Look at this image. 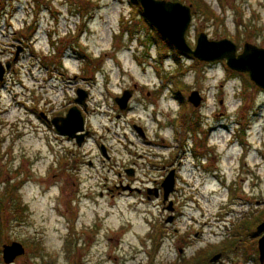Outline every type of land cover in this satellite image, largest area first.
Wrapping results in <instances>:
<instances>
[{
	"label": "rangeland",
	"instance_id": "374dc122",
	"mask_svg": "<svg viewBox=\"0 0 264 264\" xmlns=\"http://www.w3.org/2000/svg\"><path fill=\"white\" fill-rule=\"evenodd\" d=\"M199 1L212 16L192 6L191 49L201 34L229 39L236 54L264 49V0ZM140 17L131 0H0V68L22 49L0 82V194L13 186L25 207L1 200L0 264L12 243L25 250L13 264H202L224 236L214 240L217 217L230 226L264 198V90L223 61L162 49ZM76 89L90 97L80 146L52 127ZM167 160L180 180L166 202L111 192L123 169L158 179Z\"/></svg>",
	"mask_w": 264,
	"mask_h": 264
},
{
	"label": "water",
	"instance_id": "95a60500",
	"mask_svg": "<svg viewBox=\"0 0 264 264\" xmlns=\"http://www.w3.org/2000/svg\"><path fill=\"white\" fill-rule=\"evenodd\" d=\"M136 2L141 8L144 19L178 53L189 55L198 61L206 63L223 61L231 71L247 74L249 80L256 87L264 90V49L245 44L242 52L236 54L237 47L230 40L210 41L205 34L199 35L195 47L191 49L185 41V33L191 22L190 7L180 3L159 0H136ZM21 51L22 49L17 47L14 61L18 59ZM5 69H9V64L5 66ZM5 69L3 67L0 68V81L3 79ZM76 96L75 103L83 105L87 93L83 90H78ZM128 99V92L123 97L116 99L120 111L126 109ZM201 100L202 98L197 92H192L188 98V102L192 103L194 107H198ZM52 123L58 135L67 137L69 140H75L77 146H80L85 136L88 135V132L84 131V120L77 107H72L64 118L54 119ZM138 132L140 133L141 131L138 130ZM100 152L103 158L109 159L104 146L100 148ZM127 173L132 176L133 170H127ZM162 186L165 189L163 199L166 202L173 191L172 173L166 177ZM123 189L129 188L123 187ZM130 191L132 190L130 189ZM167 211H172L171 205ZM171 220L170 218L169 222ZM24 253L25 250L19 243H12L9 246L4 245L2 247V261L4 264H13L15 259L23 256Z\"/></svg>",
	"mask_w": 264,
	"mask_h": 264
},
{
	"label": "flooded vegetation",
	"instance_id": "af4514ba",
	"mask_svg": "<svg viewBox=\"0 0 264 264\" xmlns=\"http://www.w3.org/2000/svg\"><path fill=\"white\" fill-rule=\"evenodd\" d=\"M14 48L15 46L12 45V49ZM3 53L4 51L0 54H3ZM9 53L11 54V50ZM15 62H17V60ZM15 62H13V59L11 60L9 58L8 60L5 61V65L10 64V66L12 67ZM77 90L78 89L74 91L73 98L69 104L72 107H77L81 111V114H83L86 111V108L88 105L87 102L90 97L88 95V92L86 91L87 97L85 98L83 105L76 104L75 100H76ZM116 99L114 100L115 103H116ZM67 111H65L62 114L57 113L56 115H53L52 117H55L56 119L63 118L66 116ZM40 115L43 117V120L48 123L47 118L44 117L43 114H40ZM61 138L65 139L66 141H69L67 137H61ZM179 166H180L179 163L174 165L172 160H167L166 165L162 166L160 169L158 168L159 170L158 173L161 174L159 175L158 179H152V180H146V181L139 178L135 174L134 169L131 168L133 170L132 176L128 175L127 173L128 168L123 169L122 172L117 173V184L114 185V190H111V192L113 193L115 192L117 195H122V194L144 195L148 200H150V196H148V194H150L156 200H159L163 196V193H164L163 186H162L163 181L165 180L166 176L169 173H172L173 175L172 194H175L178 192V181L180 179L179 178L180 175L178 174V169H177L179 168ZM122 187H128L132 189L133 191H129V189L124 190ZM228 187H230L229 190L234 189L236 187V184L231 183ZM246 207H248L247 203H246ZM162 210L165 211V209H162ZM247 210H248L247 218L244 217L242 219H233V222H230V226H228L229 223L228 225L225 224L227 222L225 221V219H223L224 217L222 218L217 217V218H220L219 221L221 222V224L220 226L217 225L215 228L220 229L218 233L220 232L221 236H218L217 233L214 231L215 232L214 240L217 239L218 237H222V233H223L222 231H224L223 233L224 236L222 237V241L218 242L215 252L212 253L213 255L202 259L204 261L202 264H206V263L208 264H264V198L261 201H255L254 207L252 208L249 206ZM243 213L244 211L242 212V214ZM236 218H238V215H236ZM206 225L207 224H204L202 226H204V228L207 229ZM199 236L202 237L200 233H199ZM204 246H199V251L204 250ZM227 247L229 249L225 250ZM202 252L203 251H201L200 253ZM226 252H228L231 257L230 256L226 257L225 256ZM235 253L239 254V258L238 256L236 257L233 256Z\"/></svg>",
	"mask_w": 264,
	"mask_h": 264
},
{
	"label": "trees",
	"instance_id": "16d2710c",
	"mask_svg": "<svg viewBox=\"0 0 264 264\" xmlns=\"http://www.w3.org/2000/svg\"><path fill=\"white\" fill-rule=\"evenodd\" d=\"M131 1H133V3H134V5H136L137 7H138V11L140 12V15L142 16V13H141V10H140V7H139V5L137 4V3H135V1L134 0H131ZM180 2L181 4H182V2H181V0H173L172 2ZM190 3H191V6H193L195 9H197V10H199L200 9V11H202V13L205 15H209V17L210 16H212V13H211V9H210V7L209 6H207V4L205 3H202V2H200L199 0H190ZM201 5H202V8H200L201 7ZM205 12V13H204ZM140 21H141V23H143V21H146V20H143V19H141V17H140ZM147 22V21H146ZM150 27V26H149ZM151 28V27H150ZM156 41H158V43H160L161 42V44H160V46H161V48L163 49V47L165 48V49H168L169 51H171V52H175L176 54H178L179 56H181L179 53H177L171 46H169L168 44H167V42L164 40V39H162L160 36H158L157 34H156ZM155 40H154V43L156 42ZM188 57V56H187ZM185 126H186V123L184 122L183 123V128H185ZM9 190H10V192H9ZM14 190V188H13V186H9L7 189H6V192H4L3 194H0V203H1V205H0V229H1V226H2V214L1 213H3V209L1 208L2 207V198H5L6 196H9L10 194H11V191H13ZM14 192H17L16 190L14 191ZM2 195V196H1ZM11 196V195H10ZM12 198H13V196H11ZM11 200H14V198L13 199H11ZM14 204H15V206H16V204H17V207L15 208V209H17V210H19L20 211V213L21 212H23L24 210H25V207L24 206H22L21 205V203H17V201H15L14 200ZM18 212V211H17ZM1 231V230H0ZM148 264H153L152 263V261H149V263ZM172 264H199V258H197V261H196V263H195V260L194 261H189L187 258H186V256H182L180 259H178V261H176V262H174V263H172Z\"/></svg>",
	"mask_w": 264,
	"mask_h": 264
}]
</instances>
